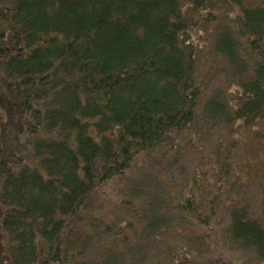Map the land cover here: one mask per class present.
<instances>
[{"label":"trees","instance_id":"16d2710c","mask_svg":"<svg viewBox=\"0 0 264 264\" xmlns=\"http://www.w3.org/2000/svg\"><path fill=\"white\" fill-rule=\"evenodd\" d=\"M204 62L225 90L209 94ZM235 121L264 124V0H0V264H140L183 224L158 264H208L219 232L264 262V206H227L229 168L169 197L150 173L198 151L199 123ZM112 188L119 221L101 211ZM138 223L127 250L101 248Z\"/></svg>","mask_w":264,"mask_h":264},{"label":"rangeland","instance_id":"374dc122","mask_svg":"<svg viewBox=\"0 0 264 264\" xmlns=\"http://www.w3.org/2000/svg\"><path fill=\"white\" fill-rule=\"evenodd\" d=\"M258 1L259 0H246L247 3L253 4L258 3ZM227 10L231 14H236L238 12L236 7L230 8V6H228ZM196 36L197 34L193 35V37ZM203 65L200 71L201 75L208 76L207 88L209 89V94L216 90H225L229 80L224 70L220 68H218V70L213 69L212 73L206 75L208 64L204 62ZM199 126L203 128L201 132L203 135L201 139L196 137L195 140V143L200 146L198 151L185 149L181 154L169 159L168 169L160 172L162 169L158 167V169H153L150 173H152L155 179H161L160 184L164 187L166 196L169 197V195L181 194L183 190L190 187L192 183H190V185L187 184V180L196 168V172L202 177H206V187L204 190L210 188L217 170L220 169L224 171L229 168L232 172L227 186L223 185L221 187L222 194L229 195L225 202L227 206L232 203L235 204V207L238 205V207L247 208L253 215L260 214L264 206V124H259L254 127H245L240 122L237 123V121H235L227 124L220 122L215 127H210L206 125V123L203 126L199 123ZM189 142L190 139L187 138L184 142V147ZM166 160L167 159H164V161ZM163 165L165 166L164 163ZM212 188L214 187L212 186ZM209 194L213 196V193ZM107 195L112 202L111 204L105 205V208L101 211L103 214L111 212L112 217L116 219V221H119L123 213L119 209L118 204L115 203H120L124 195H119V190L117 188L108 190ZM229 211L230 210H225V208L220 210V215L216 218L217 224L211 225L213 228L211 231L213 233L212 235L217 233V229L221 231L228 223L225 212ZM108 222H110V220H108ZM174 223L177 224L178 222L174 221ZM144 228V223L135 224L132 232L126 233V236H117L116 241H110V237L104 236L101 239V248L103 246L117 247L118 244V249L127 250V245L134 242V232L142 233ZM194 230L191 224H183V227H179L175 230L172 226L171 229L165 232L166 235L161 240H152L151 244L153 246L149 249L150 261L148 259H142L144 253L141 252L139 257H136V260L140 264H158L162 255H159L158 252L166 249L168 252L169 249L174 248L180 250L181 244L187 242L191 238L193 234L192 231ZM222 237L223 235L219 232L217 243L211 245V250L200 256V261H206L208 264H216L218 260H221L222 264H244L242 261H246V264H257L253 250L242 248L238 246L237 243L231 242L230 238L225 237L223 240ZM96 243L97 240H94L90 249L92 255L98 253H93ZM100 256L101 253L99 252L96 257L97 260ZM180 264L183 263L181 262ZM260 264H264V262Z\"/></svg>","mask_w":264,"mask_h":264}]
</instances>
